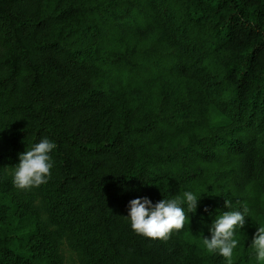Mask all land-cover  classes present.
Instances as JSON below:
<instances>
[{"label": "trees", "instance_id": "obj_1", "mask_svg": "<svg viewBox=\"0 0 264 264\" xmlns=\"http://www.w3.org/2000/svg\"><path fill=\"white\" fill-rule=\"evenodd\" d=\"M0 264H62L57 233L2 168L47 136L44 184L82 211L114 264H228L203 236L246 204L232 264L264 221V0H0ZM202 194L167 239L136 234L131 199ZM207 207L208 211L204 209Z\"/></svg>", "mask_w": 264, "mask_h": 264}, {"label": "clouds", "instance_id": "obj_2", "mask_svg": "<svg viewBox=\"0 0 264 264\" xmlns=\"http://www.w3.org/2000/svg\"><path fill=\"white\" fill-rule=\"evenodd\" d=\"M55 141L47 136L33 142L29 148L18 154V163L10 170L13 185L21 190L46 184L51 177L54 160L51 153L56 149ZM202 194L195 190H183L180 195L162 198L156 202L147 196L131 199L125 216L131 229L138 235L167 239L173 230L184 227L189 213H195ZM229 209L215 216L208 227L209 236H203L204 249L222 256L232 264L234 250L240 241L237 229L245 225V218L252 217L246 204L234 208L232 201L225 200ZM208 211L207 207L204 209ZM250 243L256 264H264V221H260Z\"/></svg>", "mask_w": 264, "mask_h": 264}, {"label": "rangeland", "instance_id": "obj_3", "mask_svg": "<svg viewBox=\"0 0 264 264\" xmlns=\"http://www.w3.org/2000/svg\"><path fill=\"white\" fill-rule=\"evenodd\" d=\"M6 108L7 101L0 93V135L4 132L5 124L13 121ZM5 151L6 145L0 139V154ZM16 163L18 158L3 161L2 168L7 176L11 177L10 170ZM21 192L39 213L45 229L57 233L56 252L62 264H114L108 259L99 239L89 231L82 211L69 205L57 210L44 184Z\"/></svg>", "mask_w": 264, "mask_h": 264}]
</instances>
